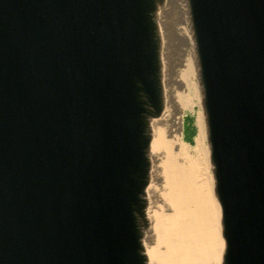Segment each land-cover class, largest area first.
<instances>
[{
	"label": "water",
	"instance_id": "1",
	"mask_svg": "<svg viewBox=\"0 0 264 264\" xmlns=\"http://www.w3.org/2000/svg\"><path fill=\"white\" fill-rule=\"evenodd\" d=\"M181 44L220 264H264V0H0V264L155 263L153 143Z\"/></svg>",
	"mask_w": 264,
	"mask_h": 264
},
{
	"label": "bare ground",
	"instance_id": "2",
	"mask_svg": "<svg viewBox=\"0 0 264 264\" xmlns=\"http://www.w3.org/2000/svg\"><path fill=\"white\" fill-rule=\"evenodd\" d=\"M184 34L189 43L187 28ZM177 52L170 108L156 129L153 143L154 150L161 154L149 212L153 246L159 245V251L152 253L154 260L156 257L153 264L158 260L159 264H218L222 251L221 210L213 195L210 153L202 113L198 111L194 56L190 50H185L186 57ZM184 112L196 117L198 134L193 146L181 140Z\"/></svg>",
	"mask_w": 264,
	"mask_h": 264
},
{
	"label": "rangeland",
	"instance_id": "3",
	"mask_svg": "<svg viewBox=\"0 0 264 264\" xmlns=\"http://www.w3.org/2000/svg\"><path fill=\"white\" fill-rule=\"evenodd\" d=\"M179 49H180L179 52L182 54V56L186 57L185 50L189 51L190 47L189 46L187 47L186 44H181V46L179 48L177 47L175 51H171V55L173 56L172 59H171L172 69H173L174 58L176 56V52ZM179 52H177V54ZM175 76H176V74L173 72L171 74V78L174 79ZM198 111H201V110H198ZM195 118L196 117L193 114H190V113H186L185 114V112H184L183 115H182V122H183L184 127H183V131H182V135H181V137H182L181 140H182L183 143L188 144L190 146H193L195 144V138H196V136L198 134V128H197V125H196V119ZM159 160H160V155H159ZM211 175H212V172H211ZM157 181L159 182V180H157ZM153 188L155 189V184H154ZM213 192H214V186H213ZM214 198H215V195H214ZM159 206H160V203L158 202V199H157L156 207H159ZM171 240H172V238H171ZM153 251H159L158 243L155 246H153ZM220 257H219V259H220ZM158 262H159V260H158ZM158 262H157V264H159ZM155 263H156V257H155Z\"/></svg>",
	"mask_w": 264,
	"mask_h": 264
}]
</instances>
